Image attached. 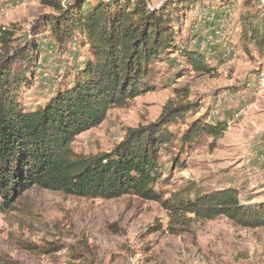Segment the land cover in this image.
<instances>
[{
    "label": "rangeland",
    "instance_id": "374dc122",
    "mask_svg": "<svg viewBox=\"0 0 264 264\" xmlns=\"http://www.w3.org/2000/svg\"><path fill=\"white\" fill-rule=\"evenodd\" d=\"M145 1L152 10L176 7L179 49L148 63L144 90L77 135L72 149L82 155L110 152L128 128L160 126L173 135L159 149L161 178L154 189L163 199L193 200L231 187L242 204L264 210V52L242 38L241 26L242 17L253 22L262 17L264 0ZM49 16L59 14L41 0H0V35L4 29L11 33L12 48L37 46L31 84L16 93L26 110L47 104L73 81L64 80L66 73L76 74L91 58L81 33L67 44V53L54 50L43 24ZM184 48L200 53L212 69L195 70ZM199 121L224 122L226 130L218 138L188 139ZM12 205L0 211V264H264L263 227L242 226L225 216L171 220L159 202L132 194L84 198L32 186Z\"/></svg>",
    "mask_w": 264,
    "mask_h": 264
},
{
    "label": "trees",
    "instance_id": "16d2710c",
    "mask_svg": "<svg viewBox=\"0 0 264 264\" xmlns=\"http://www.w3.org/2000/svg\"><path fill=\"white\" fill-rule=\"evenodd\" d=\"M113 1L91 5L78 0L64 6L62 0H41L59 14L43 22L54 39L52 48L67 53V44L81 33L91 58L76 74L67 72L64 80L73 77V81L34 110H26L16 93L30 83L28 73L37 46L28 42L22 48H12L11 33L1 32L0 211L12 209L17 196L36 186L84 198L132 194L159 202L171 220L187 214L200 220L225 216L242 226L264 228V210L242 204L239 193L231 187L197 195L193 200L163 199L154 189L161 178L159 149L165 148L173 135L160 126L128 128L110 152L82 155L72 149L77 135L99 125L109 109L125 105L144 90L148 63L179 49L173 31L176 7L164 4L152 10L145 0ZM241 26L242 38L264 52V14L257 22L242 17ZM50 50L46 47L44 53ZM182 52L195 70L212 69L200 53L185 48ZM17 62L22 64L13 68ZM225 130L224 122L199 121L187 137L206 134L218 138Z\"/></svg>",
    "mask_w": 264,
    "mask_h": 264
}]
</instances>
